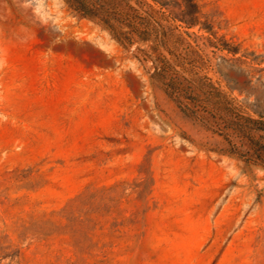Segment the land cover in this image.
Listing matches in <instances>:
<instances>
[{
    "label": "rangeland",
    "instance_id": "obj_1",
    "mask_svg": "<svg viewBox=\"0 0 264 264\" xmlns=\"http://www.w3.org/2000/svg\"><path fill=\"white\" fill-rule=\"evenodd\" d=\"M183 2L0 0V264H264V0Z\"/></svg>",
    "mask_w": 264,
    "mask_h": 264
},
{
    "label": "trees",
    "instance_id": "obj_2",
    "mask_svg": "<svg viewBox=\"0 0 264 264\" xmlns=\"http://www.w3.org/2000/svg\"><path fill=\"white\" fill-rule=\"evenodd\" d=\"M78 5V10L81 11L85 16L94 17V9L92 6L88 4V0H76ZM199 6L193 2V0H186L179 5L178 12H170L171 15L176 19L183 23H185L188 27H195L199 24ZM174 83H170V87L176 91L177 87L174 86ZM261 125L264 129V121L261 122Z\"/></svg>",
    "mask_w": 264,
    "mask_h": 264
}]
</instances>
